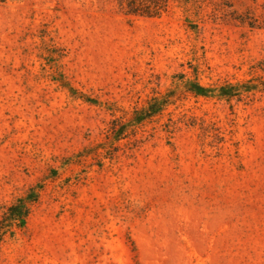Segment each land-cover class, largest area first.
I'll list each match as a JSON object with an SVG mask.
<instances>
[{
  "label": "rangeland",
  "instance_id": "rangeland-1",
  "mask_svg": "<svg viewBox=\"0 0 264 264\" xmlns=\"http://www.w3.org/2000/svg\"><path fill=\"white\" fill-rule=\"evenodd\" d=\"M148 1L0 0V264H264V91L185 86L264 80V0Z\"/></svg>",
  "mask_w": 264,
  "mask_h": 264
},
{
  "label": "trees",
  "instance_id": "trees-1",
  "mask_svg": "<svg viewBox=\"0 0 264 264\" xmlns=\"http://www.w3.org/2000/svg\"><path fill=\"white\" fill-rule=\"evenodd\" d=\"M118 3L122 6L124 14L129 16L154 18L161 16L162 13H166L168 10L167 1L164 9L159 8L155 2H149L148 0H118ZM185 86L187 91L195 97L220 99L229 102L233 99L264 91V80L260 78L234 84L224 83L222 85H202L197 81H189ZM168 104L166 97L151 98L146 107L133 113L130 123L138 125L159 114L164 106ZM39 194L40 186L31 187L23 196L7 207L0 220V240L5 235L14 237V229L22 230L25 228L31 207L38 201Z\"/></svg>",
  "mask_w": 264,
  "mask_h": 264
}]
</instances>
